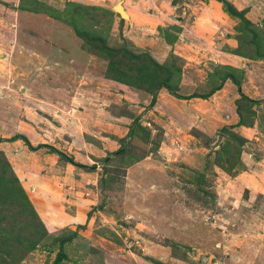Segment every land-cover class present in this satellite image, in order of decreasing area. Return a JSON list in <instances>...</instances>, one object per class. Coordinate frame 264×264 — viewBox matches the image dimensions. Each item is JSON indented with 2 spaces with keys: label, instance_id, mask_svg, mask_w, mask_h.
<instances>
[{
  "label": "rangeland",
  "instance_id": "1",
  "mask_svg": "<svg viewBox=\"0 0 264 264\" xmlns=\"http://www.w3.org/2000/svg\"><path fill=\"white\" fill-rule=\"evenodd\" d=\"M36 1L32 12L19 7L27 0H0V138L22 134L94 168L44 162V148L37 151L41 172H58L44 180L52 202L44 212L54 218L41 221L42 246L18 264H52L54 238L72 231L59 264H264V64L243 71L230 59H256L261 51L249 36L238 46L234 3L228 0L236 9L230 14L216 0L230 18L219 26L209 20L208 0ZM71 3L79 6L75 17ZM116 4L134 9L137 25H154L148 13L163 16L144 33L135 25L140 46L129 48L150 56L146 48H154L176 95L160 88L148 105L147 90L104 75L106 59L86 38L127 46L126 13ZM207 25L216 31L210 43L192 31ZM254 25L264 42L262 26ZM225 27L236 45L212 50L225 40ZM160 28L175 37L169 47ZM225 71L256 102L240 97L229 79L207 98H187L207 92ZM6 143L0 151L9 161ZM16 157L25 158L20 151ZM32 165L23 169L25 181Z\"/></svg>",
  "mask_w": 264,
  "mask_h": 264
},
{
  "label": "trees",
  "instance_id": "2",
  "mask_svg": "<svg viewBox=\"0 0 264 264\" xmlns=\"http://www.w3.org/2000/svg\"><path fill=\"white\" fill-rule=\"evenodd\" d=\"M27 1L29 2L28 4L23 2L19 4V7L22 10L36 12L40 6V3L36 0ZM219 1L222 2L224 12L231 14V10L235 9L228 0ZM78 7L79 6L77 3L70 4L71 17L74 16V13L77 14ZM235 17L238 18L239 23L242 24V26L240 25L238 33L235 34L238 46L243 45L242 43L244 42L245 37L249 36L248 44L254 48V52L258 53V50L260 48L262 49L264 46V42H261V39L257 38V35L254 32V30H256L255 25L244 17L243 10H239L238 13H235ZM72 25L74 26V23H72ZM174 28L176 27L174 26ZM160 29L163 30L160 31V34L164 37V40L167 43H170V41L175 38L173 35H170V33L168 34V32L164 29ZM79 34L81 36H86L84 33ZM86 41L88 42L86 43L87 45L92 44V47H95L94 50H97V52L102 57H105L106 66L104 69V75L108 78H112L120 82L127 83L131 86L147 90L151 96L148 105H152L154 103L156 91H158L160 88H164L172 94L174 93L171 84L169 83V68L164 67V63L158 62L146 52L139 53L133 51L129 48L130 46L128 43L126 47H108L103 39L99 36H92L89 38V40L86 38ZM234 51L236 53L238 52V50ZM260 54H262L261 51L258 55ZM217 77L219 82L211 86L207 92L199 95H191L187 98H207L221 87L223 81L229 79L233 84L236 85L240 97L248 102H256V100H250L240 92L239 82L232 73L225 71ZM238 123H241V121ZM16 139L21 140L27 149L31 151L45 147L48 149V151L55 153L62 161L86 169L94 168L93 164L91 166H85L75 162L72 157L67 156L64 152L54 148L51 145L38 143L33 146L22 134H15L7 139L0 138V141H13ZM1 206H7V208L10 207V209L11 207H15L16 210H13L12 212L11 210H3ZM16 216H19L20 222L18 226L15 227V222L13 223V220H16ZM8 217H10V220H7ZM46 235V228L31 206V203L22 189L19 180L13 172L9 162L5 158L3 152L0 151V264H18V262H20V260H22L29 251L42 246V240L46 237ZM75 235L76 232L72 231L66 236L54 238L56 252L52 264H59L62 261V259L65 257L63 245L64 243L70 241ZM47 250L50 251L51 248L48 247Z\"/></svg>",
  "mask_w": 264,
  "mask_h": 264
},
{
  "label": "crops",
  "instance_id": "3",
  "mask_svg": "<svg viewBox=\"0 0 264 264\" xmlns=\"http://www.w3.org/2000/svg\"><path fill=\"white\" fill-rule=\"evenodd\" d=\"M231 1H232V3H234V5L237 7V9L244 11V17L246 19H248L253 24H260L262 26V35L264 36V2H263V4L255 6L251 2H246V1L244 2L242 0H231ZM155 8L157 9V7H155ZM155 8H154V11H155ZM207 11H208V13L211 12L210 13L211 17L209 18L210 21L216 22L217 20H220V21H224L223 24H227L228 20L230 19L221 10V4L216 0H208ZM124 12L126 13L127 26H128L126 29V31H127L126 37L128 39L126 38V41L128 42L130 48H133V46H136V47L140 46V44H137L138 43L137 40L134 41L132 39V35L134 33L133 31L135 28L140 29L141 32L144 33L146 28L152 29L156 25H159V23H162L164 21L163 20L164 18H162L163 16L158 17L157 14H154L155 12H153V13L147 14V16H150L149 18L151 19V23L154 24L153 26H151V25L148 26V25H144V24H138L137 25V24H134V21H136L137 23H140L141 20L139 21V20L135 19L134 9L133 8L124 9ZM142 16H144V18L147 17L145 14ZM215 24H217L219 26L223 25V24H220L219 22H216ZM135 25H137V27H135ZM199 28H197V30H195V31L194 30H192V31L196 35L200 36V38H202V40L208 41L210 43V38L214 39V35H215L216 31L211 29L209 25H207V28H209L208 31L205 30V26H202ZM135 31H136L137 35L139 36V30H135ZM227 32L231 33V30L229 27H225L223 30V33L225 36H226ZM219 33L222 34L221 31H219ZM217 40H219V39H217ZM225 43L230 47L236 45V41L232 37V34L226 36L225 40H220L219 42H216V44L213 46L210 45V48L212 50H215V49L217 50V49H219V45H226ZM164 45L166 47H169V44L166 42H164L163 46ZM146 49L149 52H151V56L154 59L156 58L155 60H157L158 62H161L163 60L161 58H158L161 60L157 59V57L155 56V54H156L155 50H153L154 48H151V49L146 48ZM221 53L228 54L229 52L226 51V52H221ZM261 53L262 54L258 55L256 57V59L244 58L242 56H237V55L235 56L236 58H230V59H232V60L234 59V62L236 64L241 65L240 69L245 71V70H250L253 67H258L260 65L259 63L264 64V61H262V60H264V56H263L264 46L261 49ZM243 73L245 74V72H243ZM255 76L257 77V80L261 79V76L258 73ZM224 82H226V81H224ZM6 142L0 141V145L2 143H6ZM8 142H10V143H6V144H10L8 147L12 148V149L8 148L9 149V153H8L9 161L8 162H9L11 168L13 169L15 175L17 176V178H19L20 181L22 182L23 189L26 192V194L28 195V199L34 205V209L37 211L38 216L40 217V219L43 223L49 224V223L53 222L54 217H52V215H50V213L44 212V211H46L47 206L51 205V203H52L49 200V196L44 195V193H45L44 192V185L47 184V182H49L48 179H47V181H44V180H45V177L54 178L55 174L58 173L57 169L54 168V169L49 170V171L47 169L46 170L47 172H45V173L41 172V169H40L41 157L39 154L37 155V153H38L37 151H41V148H38L34 151H31V150L27 149V147L19 139H16L13 141H8ZM48 145H50V144H48ZM16 151H20L22 153V155L25 156V158L19 160L16 157ZM30 154H33V156L31 157ZM54 157L57 160L59 159L55 153L48 151V149L44 147V162L47 160L50 161V160L54 159ZM30 158H34V160L30 161ZM28 165H32V167H31L32 170L30 171L31 176H29L27 178V180L25 181L26 176H24L22 173H23L24 167H27ZM52 181H54V180L52 179ZM45 205H46V208H44ZM49 208L53 209V207H51V206H49Z\"/></svg>",
  "mask_w": 264,
  "mask_h": 264
},
{
  "label": "water",
  "instance_id": "4",
  "mask_svg": "<svg viewBox=\"0 0 264 264\" xmlns=\"http://www.w3.org/2000/svg\"><path fill=\"white\" fill-rule=\"evenodd\" d=\"M115 9L117 10L118 14L123 17L124 10L118 4L115 5Z\"/></svg>",
  "mask_w": 264,
  "mask_h": 264
}]
</instances>
